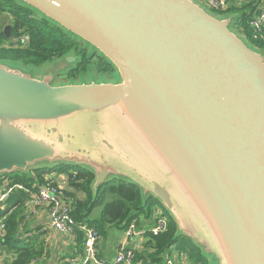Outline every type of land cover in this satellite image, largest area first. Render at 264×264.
<instances>
[{
    "label": "water",
    "instance_id": "water-1",
    "mask_svg": "<svg viewBox=\"0 0 264 264\" xmlns=\"http://www.w3.org/2000/svg\"><path fill=\"white\" fill-rule=\"evenodd\" d=\"M18 1L120 82L53 86L0 63V176L68 164L91 170L94 189L129 178L207 258L264 264V55L231 29L236 16L193 0Z\"/></svg>",
    "mask_w": 264,
    "mask_h": 264
},
{
    "label": "trees",
    "instance_id": "trees-1",
    "mask_svg": "<svg viewBox=\"0 0 264 264\" xmlns=\"http://www.w3.org/2000/svg\"><path fill=\"white\" fill-rule=\"evenodd\" d=\"M254 4L264 7L262 0H253L243 5L239 0H231L224 14L236 16L234 23L238 32L244 33L253 43L247 41L264 55V40L253 39L248 23L252 17L250 9ZM0 14L7 15L11 20L10 38L0 30L1 64L25 72L41 73L54 61L73 56L76 62L70 64L66 79L75 81L83 68L90 64V58L83 51L82 41L18 0H0ZM25 36L28 38L26 41ZM108 70L106 68L105 72ZM71 170L77 172V179L69 182L70 189L65 195L71 202V215L77 225L87 226L105 237L114 230L125 233L135 224L137 230L144 233L143 250L136 258L143 264H167L166 259L173 251L186 255L192 264H210L202 249L181 233L168 210L153 196L143 195L141 187L134 183L116 178L94 189L95 174L91 170L68 164L42 165L26 172L0 177L11 180L12 184L32 187L43 185L45 176L52 172L69 173ZM28 200V194L23 191L14 192L8 200V212L12 213L6 222V257L2 264H36L46 256L45 233L39 229L33 231L31 223L25 221ZM100 208V213L96 214ZM158 216L164 218L167 224L165 231L155 234L152 229ZM23 222L25 226L21 228ZM85 239V233L77 229L74 256H85Z\"/></svg>",
    "mask_w": 264,
    "mask_h": 264
},
{
    "label": "built area",
    "instance_id": "built-area-1",
    "mask_svg": "<svg viewBox=\"0 0 264 264\" xmlns=\"http://www.w3.org/2000/svg\"><path fill=\"white\" fill-rule=\"evenodd\" d=\"M200 1L210 9L224 13L228 10L231 0ZM251 1L253 0H239L240 4H249ZM250 12L252 17L248 23L252 30V37L255 41L264 40V7L254 4ZM240 34L250 40L241 31ZM76 179L77 172L74 170H71L69 173L55 171L45 176V183L43 185L27 187L23 184H12L11 180L0 177V264L4 262L6 257L4 248L8 235L6 222L8 216L12 213V211L8 212V200L16 191H23L29 196V200L26 203L25 221H29L33 215L37 214L38 210L45 208L53 230L74 240L77 238V229L85 233V256L82 259V264H143L136 259L137 254L143 250L142 243L140 247L137 246L131 249L122 246L118 250L116 257L112 260L99 257L97 249L100 240L99 232L89 229L87 226L77 225L71 215V202L68 201V197L65 195V192L69 191V182ZM24 224L25 222L21 223L20 227L24 228ZM166 224V220L158 216L156 225L152 231L155 234L163 232L166 229ZM125 234V241L127 243L131 239L138 237L141 233L137 231L135 224H133ZM167 258V264H192L186 255L178 251H173Z\"/></svg>",
    "mask_w": 264,
    "mask_h": 264
},
{
    "label": "crops",
    "instance_id": "crops-1",
    "mask_svg": "<svg viewBox=\"0 0 264 264\" xmlns=\"http://www.w3.org/2000/svg\"><path fill=\"white\" fill-rule=\"evenodd\" d=\"M262 1L264 2V0ZM28 222L31 223L30 225L33 231L39 229L42 233H45L47 243L46 256L36 264H82V259L84 257L81 255L74 256L75 252L73 251L77 238L74 240L53 230L50 226L47 210L45 208L38 210L37 214L33 215ZM143 234L142 232L138 237L131 239L127 243L125 241V233H123V237H115L112 235L110 241H105V237L100 236L97 246L98 255L102 259L112 260L116 257L118 250L122 246L128 249L137 246L140 247V244L142 243L143 245L144 241ZM50 258H52L51 262L49 261Z\"/></svg>",
    "mask_w": 264,
    "mask_h": 264
},
{
    "label": "rangeland",
    "instance_id": "rangeland-1",
    "mask_svg": "<svg viewBox=\"0 0 264 264\" xmlns=\"http://www.w3.org/2000/svg\"><path fill=\"white\" fill-rule=\"evenodd\" d=\"M193 1H195L197 4H199L201 7H203L207 12H209L213 16H216V17H218L220 19L226 18L228 16L227 14L219 13L218 11H215V10H212V9L208 8L200 0H193ZM41 16H43V15H41ZM10 23H11V20H10V18L7 15L0 14V30L3 31L4 27L9 26ZM231 29L234 30L237 34L240 35V37L242 38V40L244 41V43L246 45H248L250 48L254 49L253 46L238 32L237 29H234L233 27H231ZM26 40H28V38L25 36L24 37V41H26ZM4 45L7 46V43L4 42ZM256 51L259 52V50H256ZM67 61H68V59H66V62ZM66 62H65L64 59L56 60L53 63H51L50 65L46 66L41 73L39 71L34 72L33 73V77L34 78H39V79H41L42 77H46V78L55 77L54 81L51 82L53 86L74 85V84L80 85L82 83H91V82H94V81L97 82V83H100V82H103V83H118V82H120L119 81V77H117L115 74H113L112 76L109 75V74L105 75L104 74L105 73V69H104L105 65L101 64V63H98L95 60V58H90V61L88 62L90 64L86 65V67L83 68V70L76 77V79H77L76 81L73 80V79H69V78L66 79V77H67L66 74L70 70L68 68L67 63H69V64L75 63L76 62V58L72 62L71 61H69L67 63ZM59 69H61L60 72H58ZM48 74H52L53 76H50ZM38 166H40V165H38ZM113 178H111V179H113ZM127 180L130 181L129 178H127ZM100 211H101V208L97 209L96 214H99ZM112 235L115 236V237H123L124 236L122 232H120L118 230H114L113 232H110V234L105 236V241H110V238H111ZM208 258L210 259L212 264H217V262H216V260H214L213 256L208 255ZM51 260H52V258L49 259L50 262H51Z\"/></svg>",
    "mask_w": 264,
    "mask_h": 264
},
{
    "label": "flooded vegetation",
    "instance_id": "flooded-vegetation-1",
    "mask_svg": "<svg viewBox=\"0 0 264 264\" xmlns=\"http://www.w3.org/2000/svg\"><path fill=\"white\" fill-rule=\"evenodd\" d=\"M10 26V25H9ZM8 27V26H7ZM232 27L234 28V29H237L236 28V25H235V23L233 22V24H232ZM5 28L6 27H4V29H3V32H4V30H5ZM10 34H11V30H10V32H9V37L8 38H10ZM82 48H83V51L87 54V56L89 57V58H95V60L97 61V62H99V63H101V64H104L105 66H104V69L106 70V68H108L109 70L107 71V72H105L104 74L106 75V74H109V75H113V74H115L117 77H118V75H117V71H116V69H115V67L104 57V56H102L98 51H96V50H94V49H92L90 46H88V45H86L84 42H82ZM90 50V51H89Z\"/></svg>",
    "mask_w": 264,
    "mask_h": 264
}]
</instances>
